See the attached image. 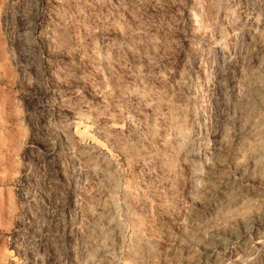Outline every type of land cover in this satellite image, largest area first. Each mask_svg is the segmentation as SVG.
I'll return each instance as SVG.
<instances>
[{
    "label": "rangeland",
    "instance_id": "374dc122",
    "mask_svg": "<svg viewBox=\"0 0 264 264\" xmlns=\"http://www.w3.org/2000/svg\"><path fill=\"white\" fill-rule=\"evenodd\" d=\"M0 264H264V0H0Z\"/></svg>",
    "mask_w": 264,
    "mask_h": 264
}]
</instances>
